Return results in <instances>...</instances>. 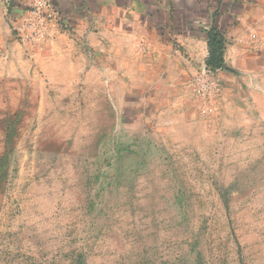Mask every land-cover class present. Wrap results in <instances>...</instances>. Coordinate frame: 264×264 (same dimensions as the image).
<instances>
[{
  "label": "rangeland",
  "instance_id": "obj_1",
  "mask_svg": "<svg viewBox=\"0 0 264 264\" xmlns=\"http://www.w3.org/2000/svg\"><path fill=\"white\" fill-rule=\"evenodd\" d=\"M246 7L214 75L97 51L57 12L12 27L0 264H264V10Z\"/></svg>",
  "mask_w": 264,
  "mask_h": 264
},
{
  "label": "crops",
  "instance_id": "obj_2",
  "mask_svg": "<svg viewBox=\"0 0 264 264\" xmlns=\"http://www.w3.org/2000/svg\"><path fill=\"white\" fill-rule=\"evenodd\" d=\"M46 1L60 14L64 24L75 25L74 33L86 44L94 46L93 43L98 42L100 47L97 51H103L101 46L107 45L108 41H124L132 46L133 55L138 60L151 61L152 52L157 51V63L163 65L164 70L167 71L171 65L167 64L168 61L174 59L185 64L182 70L185 75H195L207 69V43L204 38L207 30L212 26L221 28L224 21L234 20V15L239 11L243 13L246 5L247 10H254L251 17H255L258 10H264V0H253L251 3L246 0ZM34 3L35 0H0V45L12 38V27L23 30V21L33 12ZM239 3L244 4V9H238ZM238 19L241 18L238 16ZM236 27L225 36L229 44L235 31H239ZM96 30L99 31L96 33ZM173 43L179 44V51L174 53L171 52ZM228 43L224 60L233 71L230 66H236V59L235 64L230 61ZM162 48L164 55L157 50ZM209 73L214 75L211 71Z\"/></svg>",
  "mask_w": 264,
  "mask_h": 264
},
{
  "label": "trees",
  "instance_id": "obj_3",
  "mask_svg": "<svg viewBox=\"0 0 264 264\" xmlns=\"http://www.w3.org/2000/svg\"><path fill=\"white\" fill-rule=\"evenodd\" d=\"M204 38L207 43V57L205 59L207 70L211 72L225 71L232 73V70L226 67L224 60L226 50L224 31L216 26H212L206 31Z\"/></svg>",
  "mask_w": 264,
  "mask_h": 264
},
{
  "label": "built area",
  "instance_id": "obj_4",
  "mask_svg": "<svg viewBox=\"0 0 264 264\" xmlns=\"http://www.w3.org/2000/svg\"><path fill=\"white\" fill-rule=\"evenodd\" d=\"M33 14L44 15L47 18H53L56 15L55 10L46 0H35L33 5ZM203 73H209V70L203 69Z\"/></svg>",
  "mask_w": 264,
  "mask_h": 264
}]
</instances>
